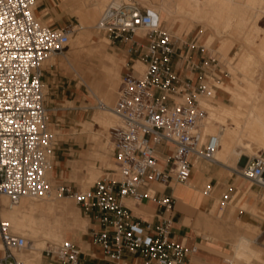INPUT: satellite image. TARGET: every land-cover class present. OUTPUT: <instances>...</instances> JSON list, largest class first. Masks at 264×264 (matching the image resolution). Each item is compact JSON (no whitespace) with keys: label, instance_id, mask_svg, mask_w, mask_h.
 <instances>
[{"label":"built area","instance_id":"2783aa9c","mask_svg":"<svg viewBox=\"0 0 264 264\" xmlns=\"http://www.w3.org/2000/svg\"><path fill=\"white\" fill-rule=\"evenodd\" d=\"M35 3L0 0V196L16 204L23 197L44 198L55 188L60 196L75 198L92 223L94 244L110 262L130 254L144 258V264H192L188 248L172 237L173 195L157 198L156 225L136 216L125 200H155L156 184H187L198 161L217 162L220 133L208 131L212 119L201 105L216 97L217 86L210 78L220 64L217 53L187 61L198 72L195 81L176 70L175 58L181 50L197 48L196 37L172 34L159 12L139 0H110L96 28L113 44H125L129 56L111 108L118 119L109 131L115 168L81 189L48 175L55 165L57 140L44 89L45 60L67 51L78 25L43 23ZM138 29L145 32V40L135 37ZM138 62L142 71L136 68ZM235 172L261 188L264 197L262 154L249 157ZM239 195L230 187L221 195L220 207ZM34 247L0 219V264H26L19 255ZM42 255L46 264H89L70 239L43 248Z\"/></svg>","mask_w":264,"mask_h":264},{"label":"rangeland","instance_id":"374dc122","mask_svg":"<svg viewBox=\"0 0 264 264\" xmlns=\"http://www.w3.org/2000/svg\"><path fill=\"white\" fill-rule=\"evenodd\" d=\"M110 0H82L83 6L78 12H71L77 20L74 25L77 26L76 32L71 36V41L67 47V51L64 54H59L56 57V61L51 65L55 69V65L59 67L57 76L54 74L55 81L59 80L60 93L62 91V134L53 125L50 118V127L56 135L57 143L59 142L62 146V157L65 162L62 166V181L71 182L81 189H87L92 186L97 180L104 177L108 170L115 168L114 160L112 157V152L109 144V131L112 126L117 122V116L110 114V112L103 111L98 106L97 99L95 95L107 103L109 106L113 107L116 101L117 90L119 87L120 79L122 74L126 71V65L123 66L118 78L115 81L106 82V67L112 64V60L121 63V60H128L129 56L126 50L120 49V43L113 44L110 42L109 36L103 30L96 28L97 23L104 12L106 5ZM142 2L146 8L154 9L159 12L161 21L163 25L172 33L176 35H183L185 37L191 38V35L198 34L199 42L202 43L206 49H210L212 52L217 53L220 64L215 68L211 80L216 84V97L213 99H205L210 103H218L224 107L230 108L235 104V96L243 92V87L240 82L236 80L237 77H241V66L246 65L248 70H253V81L260 83L258 90L255 93L259 96L261 104H264V37L251 36L245 37L243 31L249 34H254L257 30L253 28L254 21L247 22L243 27H238L237 25L230 24L226 25V19L219 18L215 21L209 20L205 15L194 13V11H187L183 7L181 0H139ZM164 1V2H163ZM238 2L243 0H236ZM167 2V3H166ZM163 3V4H162ZM166 3V4H165ZM100 4L98 15L93 17L89 12H93L94 8ZM162 6V7H161ZM166 7V8H165ZM93 8V9H92ZM163 8V9H162ZM165 8V9H164ZM36 16L39 18L37 12ZM174 13V14H173ZM262 13V12H261ZM93 14V13H92ZM170 15V16H169ZM191 16V17H190ZM43 23V19L39 18ZM196 19V20H195ZM202 20V21H201ZM211 21V22H210ZM191 23V25H190ZM252 24V25H251ZM188 25V28L186 26ZM190 30L187 32L186 29ZM83 27V29H82ZM185 27V28H184ZM249 28V29H246ZM184 29V30H183ZM207 29H211V34L204 35ZM193 30V31H192ZM183 31V32H182ZM185 31V32H184ZM86 32L90 36L89 39L85 41V36H80V33ZM191 32V33H190ZM243 32V33H242ZM190 33V34H189ZM259 33V32H257ZM189 34V35H188ZM136 36L145 40V32L141 29L136 31ZM210 38V39H209ZM80 39V41H79ZM102 39V40H101ZM140 39V40H142ZM209 39V43L203 42V40ZM262 39V40H261ZM103 41V42H100ZM227 46L231 47V50L235 49L236 45L241 46L242 51H230L224 52L223 50ZM126 49V48H125ZM101 50L105 51L104 57L100 58L96 53ZM69 57V60L66 58ZM224 57L226 59H224ZM250 57V59H249ZM243 59V60H242ZM226 61V64H224ZM127 62V61H126ZM72 63L76 70L71 66ZM136 68L142 70V64L137 63ZM227 65V66H226ZM50 66V67H51ZM139 67V68H138ZM228 67L231 71H228ZM45 68H49L46 67ZM231 72V73H230ZM61 80V81H60ZM106 82V84H105ZM93 84L104 86L103 88H97ZM105 84V85H104ZM56 85V84H54ZM90 85V86H89ZM95 95H93V92ZM48 91L47 85L45 87V92ZM110 95V96H109ZM111 97V98H110ZM262 99H261V98ZM201 105H204L201 102ZM206 109V108H205ZM98 113H104L109 115L110 120L106 127V131L102 133V136L95 135L97 138L101 139L104 145H97V140L93 139V129L90 124V120L93 115ZM109 113V114H108ZM261 115L264 117V107L260 110ZM90 117V118H89ZM238 116L221 117L220 121L217 122L218 125L225 124L227 121L231 124H237L241 121L238 120ZM212 121H214L213 115H210ZM88 124H87V120ZM99 126H94V131L99 130ZM210 132H218L219 128L216 126L214 128L208 127ZM233 138V141L236 139ZM260 144V145H259ZM235 154H238L240 150V156L232 155V159L226 162V165L239 168L245 165L249 157H253L259 154L264 156V144L260 142H254L253 147L255 150L247 152L242 151L243 147L241 145L236 146ZM256 147V148H255ZM247 153V156H242L243 153ZM236 157V158H235ZM237 159V160H235ZM209 163V162H208ZM55 164V161H54ZM219 165H224L222 163H217ZM54 175L50 176L51 170L49 172V177L55 178L56 172L54 166ZM89 169H92L95 173L94 176L88 174ZM230 176H234L245 182V184L250 187L251 182L245 180L233 174L232 170H227ZM56 183L54 182V185ZM230 187V186H229ZM254 186L252 187V189ZM248 197L256 199L257 202L263 204L264 197L259 194V192L249 190L248 193H243L242 198L237 201L238 197L234 199L232 203L225 204V212L223 217H226L229 210H233V215L230 220L236 222L238 226H244V223L240 221L238 216L240 207L245 209L246 212H251L255 217L262 218V214L256 210L252 211L250 208L245 207V202L248 201ZM2 198V197H1ZM0 198V219L8 220V216L5 213H9L7 204H3ZM29 197H24L23 202ZM52 199H57L59 204L55 207H51ZM219 207L221 206V196L216 198ZM22 202V203H23ZM29 202L36 203L35 211L25 212V215L32 214L36 220L44 219L47 220V225L44 226L40 235H34L31 228H26L24 231H18L20 229L18 224L12 223V231L17 234L26 236L30 241L41 240L39 248L32 249L30 251L21 253L20 258L24 259L26 264H41L44 258L42 255V249L49 247L53 244L60 243L62 240H53L51 237L53 235V229L61 230L63 227L66 233L65 239H70L75 243L90 239V227L92 223L89 218L80 210L75 198L72 195L60 196L55 188L52 189V193L48 196L38 198L36 201L34 199H29ZM22 205V204H21ZM51 209H48V208ZM7 210V211H6ZM219 215H215L216 218ZM75 218H78L81 222H86V227H76L74 225ZM239 221V222H237ZM16 225V226H15ZM51 225V226H50ZM75 226V227H74ZM49 227V229L47 228ZM52 228V229H51ZM62 228V229H63ZM14 232V233H15ZM87 248V247H86ZM84 248V250L86 249ZM34 251H37L34 253ZM35 256H30V255Z\"/></svg>","mask_w":264,"mask_h":264},{"label":"crops","instance_id":"0c3cea01","mask_svg":"<svg viewBox=\"0 0 264 264\" xmlns=\"http://www.w3.org/2000/svg\"><path fill=\"white\" fill-rule=\"evenodd\" d=\"M36 1V12L39 18L41 17L45 24L57 27L74 24L77 18L71 12H78L83 6L82 0ZM261 9L263 13L257 19V25L258 27L260 26L261 31L254 34L243 31L245 37L248 35L264 37V6ZM211 32V29H207L204 35L211 34ZM197 33L200 34V30ZM198 34L191 35V38L196 37L195 41L198 47L192 48L188 53H185L186 49L181 50L175 58L176 70L183 75L192 76L195 81L198 79V72L190 70L186 66L187 61L201 60L208 56L211 51L210 49L207 50L199 42ZM80 36L86 37L90 35L82 32ZM135 37L142 39L136 36V34ZM209 39L203 40L204 44L209 43ZM235 47L234 50H231V47L226 45L223 51H242L241 46L236 45ZM125 48V44L120 45V49L125 50ZM96 54L102 58L105 55V51L101 50ZM56 57L48 58L45 62V66L49 68L46 69L44 83L48 88L46 92V106L51 121L62 134V91L60 93L59 80L56 82L55 77L51 80V76L55 74L54 70L58 72L59 69L57 65H55V69L53 68L54 65L51 66L56 61ZM66 58L69 60V57ZM112 61L110 66H105L106 82H112L118 78L113 71L117 70L121 63H125L126 65L127 60H121L119 64L115 60ZM70 64L76 70L75 66L72 63ZM57 74L55 75L57 76ZM93 85L97 88L104 87L96 84ZM94 116L90 120L91 125L93 124ZM92 136L94 140H97V145H104L103 141L97 138L94 133ZM222 150L224 152H220L219 157L216 158L217 162L200 160L193 169L192 180L189 183L183 184L171 181L168 184H156L157 197L155 200L144 199L136 203L131 199H126L125 203L133 210L136 216L141 217L152 225H156L160 220L157 198L166 194L173 195L176 198V203L172 237L174 240L184 243L188 248V257L192 264H264V203L261 204L256 199L248 197V201L244 204L245 207L250 208L252 211L258 210L262 214L263 219L255 217L250 211L246 212L245 209L240 207L239 213L241 215L238 218L244 223V226H238L236 222L234 223L230 220L234 211L229 210L226 217H223L226 207H219L216 200L218 196H221L230 187L239 191L240 195L237 201L242 198L243 193H248L249 190L259 192L260 195L263 194V190L255 185L248 187L244 181L235 178L233 175L230 176L227 170L230 169L233 174H236V168L226 165L229 156L225 152V148ZM54 161L56 176L58 178L60 176L62 179V166L65 159L62 157V146L59 142L56 146ZM239 168H242V166L239 165ZM54 174V169L52 168L50 176ZM88 174L91 177L95 175L92 169H89ZM253 186L254 188L252 189ZM208 187L211 189L210 192L206 191ZM215 215H219V218H216ZM40 220H37V223ZM89 235L90 239L76 243L82 248L84 258L89 264H144V258L130 254H127L117 262H110L105 258L103 250L94 244L91 233ZM84 248L86 249L84 250ZM41 264H46V260L44 259L43 263L41 261Z\"/></svg>","mask_w":264,"mask_h":264},{"label":"bare ground","instance_id":"6f19581e","mask_svg":"<svg viewBox=\"0 0 264 264\" xmlns=\"http://www.w3.org/2000/svg\"><path fill=\"white\" fill-rule=\"evenodd\" d=\"M164 1H168V0H164ZM181 2L185 10L190 11V12L194 11V13H197L200 15L202 14L203 16L205 15V17H207L209 20L215 21L219 18L221 19L224 17L227 20L226 25L230 26V24L234 23L238 27H243L244 25L247 24V22L254 21L255 23H253V28L257 30L256 32L261 31V28H259L260 26L258 27L257 25V19L263 13L261 8L264 6V0H243L241 3L236 0H181ZM36 6H37V1L35 3V11H36ZM99 8H100V4H98V6L94 8L93 12H91L89 9V12L91 13V15H93V17H96V15H98ZM186 27L188 28V25ZM190 28L191 27L189 26V29H186V31L187 30L189 31ZM88 39L89 37H86L85 40H88ZM55 56L57 55H52L49 58L55 57ZM224 59L226 58L224 57ZM45 62H44V67H45ZM224 62H225L224 64H226V61ZM123 66H125V63H121L118 69L114 70L113 72L116 75H118L120 69ZM241 67L242 68H241L240 73L242 76L237 77L236 80L240 82L241 86L243 87V92H240V94L235 96L236 100H235L234 105H232L230 108H227L218 103H210L208 101H202V104L204 105L203 108L204 109L206 108L205 110L209 112V115H213L214 117V121H212V123L208 127L210 128L215 127V130H216V126L219 128V131L217 133H220V147L214 153L215 160L216 158L219 157L220 152L223 151L222 150L223 148H225V152L228 153V156H229L227 160L228 162L230 159H232L231 157L233 154L235 156L240 154L241 149L237 151L238 154L234 153L235 148H237L236 146L241 145L243 147L242 151L245 150L247 152H250V151L255 150L253 147L254 142H260L264 144V117L260 113V110L262 107H264V104L263 102L261 104L260 101H263V100H260L259 96H256L255 94L258 90V86L260 83L258 84L253 81V78H252L253 70H248L246 65H242ZM228 68H229L228 71L232 72L231 68L230 67ZM142 70H143V65H142ZM231 74L232 75L230 76H233V72ZM45 87H46V84L44 83V89ZM263 90H264V87H263ZM95 98L97 99V102L105 105V107L99 106V108H101L103 111H107V112H110V114L115 115V113L111 110L112 108L111 106H109L103 100L98 98L96 95H95ZM233 115L238 116L237 118L241 122L237 124L236 123L231 124V123H228L227 121L225 124H222V125L217 124V122L220 121L221 117L230 118V116H233ZM109 120H110V117L107 114H104V113L96 114L93 119V124L91 125L94 135L102 136V133L106 131V127L108 125ZM95 125H98L100 127L99 130L94 131ZM212 133H216V132H212ZM235 135L237 136H236V139L233 141V138L235 137ZM242 156L248 157L247 153H243ZM198 162L196 163V165L198 164ZM0 198L3 204L6 205L8 203L7 208L9 210V213H5L8 216V220H4L2 218L1 219L4 221H8L11 226V229L13 228L12 223H14V224H18V227L20 228L18 229V231H24L26 228H31V230H33L34 232V235L36 236L40 235L44 226L47 225V220L44 219L45 217L44 218L42 217L40 222L37 223V220L32 214L25 215V212L27 210H30L28 212H32L33 210L35 211L36 203L29 202V199H34L36 201L38 198H33V197H29L27 199L25 198L26 200L23 202L24 200V197H23L16 204L12 203L9 200V198L5 195H1ZM52 200L53 201H51L52 203L50 204L51 207H55L59 204V201L57 199H52ZM48 209H51V208L49 207ZM74 225L76 227L77 226L86 227L87 223L81 222L78 218H75ZM47 228L49 229V227ZM62 228L61 230H57V229L52 230L53 235L51 238L53 240H64L65 239L66 237V233L64 231L65 229L64 228L62 229ZM40 244H42L41 240H35L34 249L39 248ZM36 252L37 251H34V253ZM240 255H241V252H240ZM30 256L31 257L35 256V254L34 255L32 254Z\"/></svg>","mask_w":264,"mask_h":264}]
</instances>
